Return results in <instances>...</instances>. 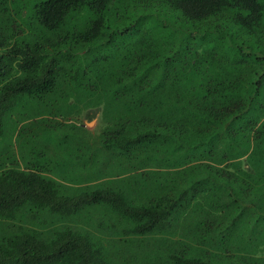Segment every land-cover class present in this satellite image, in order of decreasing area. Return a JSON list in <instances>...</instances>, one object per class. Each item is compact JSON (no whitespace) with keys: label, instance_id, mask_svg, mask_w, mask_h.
I'll return each mask as SVG.
<instances>
[{"label":"trees","instance_id":"trees-1","mask_svg":"<svg viewBox=\"0 0 264 264\" xmlns=\"http://www.w3.org/2000/svg\"><path fill=\"white\" fill-rule=\"evenodd\" d=\"M122 1L44 0L34 15L56 30L70 11L88 6L90 23L99 26ZM163 1L180 9L193 31L170 37L180 48L149 50V68L102 73L114 85L91 86L96 108L85 116L95 118L101 100L108 107L105 136L92 139L86 183L58 188L43 173L48 164L0 160V264H102L100 250L87 243L108 215L110 227L141 242L133 251L146 259L129 264H264V0ZM228 23L255 33V45L235 43ZM91 29L79 38H94ZM8 51L0 55V112L23 95L61 90L57 56L28 45ZM109 167L120 170L113 175ZM84 209L86 230L76 218Z\"/></svg>","mask_w":264,"mask_h":264},{"label":"rangeland","instance_id":"rangeland-1","mask_svg":"<svg viewBox=\"0 0 264 264\" xmlns=\"http://www.w3.org/2000/svg\"><path fill=\"white\" fill-rule=\"evenodd\" d=\"M41 1L44 0H0V55L11 53L8 48L17 44L37 46L39 51L48 52L49 58L57 56L56 86L61 90L42 98L23 95L0 112V160L18 158L22 167L33 162L37 167L48 164L50 171L43 173L58 180V188L66 189L75 187L70 184L76 182L78 187L79 182L89 177L84 173L86 168L81 166H85L86 159L88 162V158L92 157L89 152L93 147L78 145L77 134L86 135L90 139L88 144H92L93 138L98 142L105 136L101 131L105 124L101 117L108 107V100L100 101L95 118L91 119V114L85 116L96 108L91 105L95 101L92 100L91 86L114 85L109 78L101 77L102 73H120L129 66L149 68L155 63L154 54L147 53L149 50L155 51L156 46L161 49L170 46L180 48L177 41L171 43L173 40L170 37L188 34L193 31L194 24L185 19L180 9L171 8L163 0H123L116 7L109 6L99 26L90 23L95 17L93 10L83 6L70 11L61 28L51 30L34 15L35 4ZM228 24L235 43L243 41L250 48L255 45V33H245L239 25ZM195 25L200 30L204 27L199 22ZM89 27L98 34L88 40L79 38L80 33ZM195 34V40L202 42V31L195 30ZM217 53L216 63H227L224 50L219 49ZM142 54L145 58L141 60ZM228 55L231 62L234 56ZM163 56L165 54L162 53L160 57ZM139 59L141 61H137ZM2 85L3 82H0ZM63 88L67 91L75 89L66 97L60 95H66ZM82 126L96 130L85 132ZM80 162L83 163L81 166ZM70 168L74 172L69 171ZM119 170L113 167L107 169L113 175ZM85 212L86 209L77 213L76 218L81 220L83 215L87 216ZM105 214L106 211H103L96 218L103 219ZM106 222H113L109 215ZM121 229L120 226L116 230L107 227L105 231L87 234V245L92 250H100L98 257L102 259V264H129L137 262L136 259H146L141 254L138 257L133 251L141 244L140 240H133L132 234Z\"/></svg>","mask_w":264,"mask_h":264},{"label":"crops","instance_id":"crops-1","mask_svg":"<svg viewBox=\"0 0 264 264\" xmlns=\"http://www.w3.org/2000/svg\"><path fill=\"white\" fill-rule=\"evenodd\" d=\"M84 117H85V116H84ZM83 124H84V123H83ZM84 125H85V124H84ZM92 130H96V129L88 128V127H86V126L84 127V131H85V132H86V131L91 132ZM78 135H84V134H78ZM84 136H85V138H83V139H82V138H79V139H78V141H79L78 145H79V144H82V147H87V145H88V147H90V146L92 145L91 143L88 144V142H90V139L88 140L87 136H86V135H84ZM87 140H88V141H87ZM85 149H86V148H85ZM92 149H93V148H92ZM89 154H90V156H92V151H90ZM85 159H86V158H85ZM91 161H92V157H91V158H88V162L90 163ZM76 162H79V161H76ZM88 162H87V159H86V163L83 164L82 162H80V165H79V164H78V165L81 166V165L83 164V165H85V166H81V167L87 168L86 166H87V163H88ZM82 183H86V182L82 181ZM79 220H80V219H79ZM80 222H81V223H79V222L77 223L78 227H79V224H82V225L85 227L84 230H86V228H87L88 225L85 224V223H84V220H82V219L80 220ZM96 223H97V222H96ZM109 225H110V223L106 222V224H105L106 228H107V227L110 228ZM89 227H90V226H89ZM106 228H102V230H101V228L99 227L96 231H98V230H99V231H105ZM87 229H88V228H87Z\"/></svg>","mask_w":264,"mask_h":264}]
</instances>
